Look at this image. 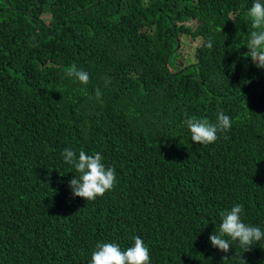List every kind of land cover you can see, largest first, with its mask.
Masks as SVG:
<instances>
[{
  "label": "trees",
  "instance_id": "1",
  "mask_svg": "<svg viewBox=\"0 0 264 264\" xmlns=\"http://www.w3.org/2000/svg\"><path fill=\"white\" fill-rule=\"evenodd\" d=\"M252 3L0 0V264H89L98 242L123 250L135 236L151 264H264V239L248 251L230 241L227 253L208 239L237 203L264 230V69L245 47ZM181 34L201 44L173 70ZM73 64L88 84L66 76ZM218 110L231 129L192 143L184 120L215 123ZM65 148L101 153L115 187L73 197Z\"/></svg>",
  "mask_w": 264,
  "mask_h": 264
},
{
  "label": "clouds",
  "instance_id": "2",
  "mask_svg": "<svg viewBox=\"0 0 264 264\" xmlns=\"http://www.w3.org/2000/svg\"><path fill=\"white\" fill-rule=\"evenodd\" d=\"M247 16L251 22V31L245 46L248 49L247 56L257 68L264 69V0H253L251 7L247 10ZM175 39L176 48H178V36H175ZM28 46L39 47L35 37L30 38ZM204 46L211 49L212 41L209 39ZM66 76L84 85L89 83V74L82 69H77L75 64L67 68ZM102 95V91L96 88L94 98L100 100ZM184 124L191 134L192 143L209 145L216 142L218 133H227L231 129L232 120L223 110H218L215 123H210L206 118L189 117L184 120ZM224 138L227 139V135ZM61 156L64 163L78 173V176H73L69 181L73 197L92 201L115 187V168L105 166L101 153L89 155L84 150H80L77 156L75 151L65 148ZM243 212V205L237 203L230 210L219 213L222 220L219 229L208 237L212 247L227 253L231 247L230 241H236L243 251H248L254 243L264 239V230L241 220ZM222 259L226 260L228 257L224 256ZM239 261L240 264H246V261L240 257ZM89 264H151V262L148 247L139 236H135L132 246L123 250L115 242H98L91 253Z\"/></svg>",
  "mask_w": 264,
  "mask_h": 264
},
{
  "label": "rangeland",
  "instance_id": "3",
  "mask_svg": "<svg viewBox=\"0 0 264 264\" xmlns=\"http://www.w3.org/2000/svg\"><path fill=\"white\" fill-rule=\"evenodd\" d=\"M46 22L50 21L51 15L46 13L44 16ZM185 24L193 25L195 24L194 21L187 22ZM201 44V40L199 39H192L186 35L179 36V45L178 51L174 54L175 62L174 65L171 66L173 70H179L184 68L186 65H189L194 61V53L196 48Z\"/></svg>",
  "mask_w": 264,
  "mask_h": 264
},
{
  "label": "water",
  "instance_id": "4",
  "mask_svg": "<svg viewBox=\"0 0 264 264\" xmlns=\"http://www.w3.org/2000/svg\"><path fill=\"white\" fill-rule=\"evenodd\" d=\"M178 47V46H177Z\"/></svg>",
  "mask_w": 264,
  "mask_h": 264
}]
</instances>
